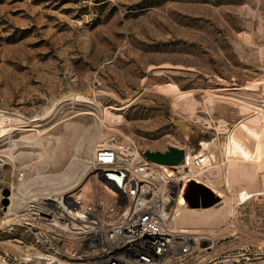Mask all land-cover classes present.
I'll use <instances>...</instances> for the list:
<instances>
[{"label":"rangeland","instance_id":"obj_1","mask_svg":"<svg viewBox=\"0 0 264 264\" xmlns=\"http://www.w3.org/2000/svg\"><path fill=\"white\" fill-rule=\"evenodd\" d=\"M175 89L189 94L180 105ZM261 97L264 0H0V114L16 125L13 146L0 137V219L13 191L20 213L35 192L66 185L57 173L67 158L38 163L47 182L22 183L39 134L54 143L65 135L68 150L80 135L78 154L90 159L88 140L99 134L98 143L143 150L174 144L193 154L215 137L216 161L204 168L212 167L217 189L231 195L223 160L229 133L221 124L232 129L250 111L248 100ZM173 119L200 129L184 133ZM10 154L15 161L4 164ZM87 171L69 191L107 199L92 163ZM201 185L192 187L194 197L211 199ZM235 205L231 220L200 230L215 235L214 253L264 249V194ZM26 212L0 228V264H23L30 255Z\"/></svg>","mask_w":264,"mask_h":264},{"label":"built area","instance_id":"obj_2","mask_svg":"<svg viewBox=\"0 0 264 264\" xmlns=\"http://www.w3.org/2000/svg\"><path fill=\"white\" fill-rule=\"evenodd\" d=\"M197 156L190 162L186 152L182 162L165 164L147 159L134 143L100 144L92 166L107 199L67 191L31 202L30 255L23 264H264V249L214 253L215 235L195 238L178 225L188 183L210 187L206 168L196 171Z\"/></svg>","mask_w":264,"mask_h":264},{"label":"bare ground","instance_id":"obj_3","mask_svg":"<svg viewBox=\"0 0 264 264\" xmlns=\"http://www.w3.org/2000/svg\"><path fill=\"white\" fill-rule=\"evenodd\" d=\"M174 91L176 104L178 105L181 104L180 102H182V100H185L189 96L188 92L186 91H181L178 89H175ZM246 105L249 108L251 107L250 111L243 118H241L232 129H229L225 123L221 124L222 129L228 131L229 133L227 145L224 149L225 159L223 160L226 162L225 182L227 184V188L232 194L228 195L223 190L217 189L214 182L215 172L212 170L209 171V169H212L211 167L207 169L208 177L206 181L212 189L216 190L215 192L220 196V198L208 206L188 205L180 208L177 223L179 226L187 228L188 232H190L195 238H198L199 236L206 233L200 231L202 228H212L214 226L220 225L233 216L236 212V201L244 202L254 196L264 194V97H261L258 100H248ZM14 125L15 123H12L11 116L5 115L3 113L0 114V137L5 136L6 139L9 140L7 146H13L16 143L12 134ZM21 131H23V129ZM79 136H77L76 142L71 146V149L68 150L65 147V135L55 136L56 143H54V137L52 135L42 136L39 134L35 143L40 146V149L37 152H29L27 154L31 160V171L23 172L22 179H24V182L22 183L26 184L30 180L37 181V178L39 177L42 178L43 182H47V178L42 176L45 173L42 174L43 170H40L38 163L40 162L48 165L49 160H52V162H62L64 158H67L69 164H67L64 170H61L57 173L59 178H65L66 185L60 186L54 191V193H50L48 189H41L40 191L36 190L37 192H35V196L31 197L30 200L27 201L26 199V202L22 201L25 203V207L20 210L21 212L28 211L29 213L31 202H41L42 199L50 197L58 199L62 193H65L69 191V189L75 188L80 184V182L76 183L74 179L78 176L80 179V177L82 178V176L88 172L87 169L92 163V159L89 157H84V155L79 156V151L83 146V142L80 140L81 138L79 139ZM29 137L27 136L25 138L29 139ZM99 137L100 134L93 138L90 136L88 140L89 146H92L90 149L91 152L93 151V154L97 146L102 144L98 143ZM117 146H125V144ZM219 148L220 143L215 137H211L202 141L201 148L196 153L198 155L197 157H199L202 161L201 169L197 168V172H205L204 169L206 167L203 169V166L205 164L210 165L216 161V152L219 150ZM15 155L10 154L7 159L4 158V164L6 163V160L14 162L16 159ZM23 155L26 154L24 153ZM193 155V153L188 151V159L190 162L193 159ZM214 166L215 165H213V167ZM218 166L216 167L217 169L219 168ZM196 171L194 170L192 174H198ZM258 182L260 183V186H258ZM31 183H34V181H31ZM87 184L88 183H85V185L83 184L84 187L81 191V194H85V192L88 190ZM16 193L17 191H13L10 196L11 204L9 205L7 211H5L3 219H0V228H6L10 220L15 219V217L20 216L21 214V212L18 213L19 210L14 211L15 208L12 206L13 198L15 202V195H18V193ZM19 203L20 202L17 204ZM17 204H15V207H18ZM22 215L24 214L22 213Z\"/></svg>","mask_w":264,"mask_h":264},{"label":"water","instance_id":"obj_4","mask_svg":"<svg viewBox=\"0 0 264 264\" xmlns=\"http://www.w3.org/2000/svg\"><path fill=\"white\" fill-rule=\"evenodd\" d=\"M172 121L175 125L180 127V129L184 133L186 131L192 133V132H196L197 130L200 129L199 126L190 125L188 122H186L185 120H182V119H173ZM186 152L188 153V149H185L184 147H180V146H177L174 144H170L166 150L144 149L143 155L151 161H156V162L165 163V164H178V163L183 161L184 155ZM196 185L200 186L201 183L193 180V181H190V183L188 184V191H189L188 192V205L199 206L201 204L202 206H207V205H210L213 202H215V200H218V198H220L219 195H215L214 189L205 185V187H206L205 191H207V193H209V195L211 196V199H209L210 201L209 200H202L201 202L198 201V199L194 197V192L192 191V189H193L192 187L196 186ZM208 243H209L208 239H203L201 241L202 246H205Z\"/></svg>","mask_w":264,"mask_h":264},{"label":"trees","instance_id":"obj_5","mask_svg":"<svg viewBox=\"0 0 264 264\" xmlns=\"http://www.w3.org/2000/svg\"><path fill=\"white\" fill-rule=\"evenodd\" d=\"M189 192V191H188Z\"/></svg>","mask_w":264,"mask_h":264}]
</instances>
